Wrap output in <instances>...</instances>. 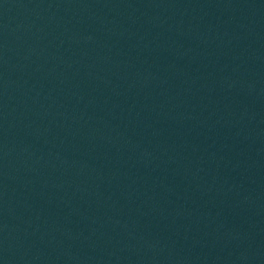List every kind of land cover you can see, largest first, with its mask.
Listing matches in <instances>:
<instances>
[{
    "label": "water",
    "instance_id": "water-1",
    "mask_svg": "<svg viewBox=\"0 0 264 264\" xmlns=\"http://www.w3.org/2000/svg\"><path fill=\"white\" fill-rule=\"evenodd\" d=\"M0 264H26L1 205Z\"/></svg>",
    "mask_w": 264,
    "mask_h": 264
}]
</instances>
